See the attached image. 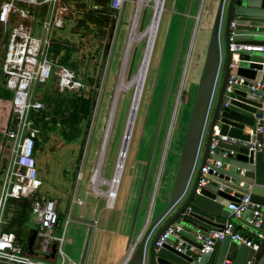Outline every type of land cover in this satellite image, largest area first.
Masks as SVG:
<instances>
[{
  "label": "rangeland",
  "instance_id": "1",
  "mask_svg": "<svg viewBox=\"0 0 264 264\" xmlns=\"http://www.w3.org/2000/svg\"><path fill=\"white\" fill-rule=\"evenodd\" d=\"M136 1H124L120 14L114 16L115 23L106 41L94 38L96 30L85 38L68 33L71 24L67 19L74 15L70 10L64 17L65 29H54L55 33L63 34L57 36L62 37V45L73 51L68 57L73 60L76 58L78 70L70 69L63 63L62 58H67L65 52L60 53L55 61L51 60L56 67L49 80L53 89L50 92L61 94L57 89V67H65L75 74L77 82L81 85V95L90 94L89 79L96 77L98 80L92 114L88 119L83 118L80 121L78 133L76 132L68 142L63 136H71L74 131L67 107L62 106L58 98L46 101L47 107L41 104L43 110L58 112L57 116L61 118V122L55 124L52 115H48L45 128L38 135L41 142L35 154L37 173L43 183L38 190V196H52L58 199L61 230L65 227L67 219L69 221L65 227L62 249L77 263H80L84 256L89 237L84 232V226H81L83 223L93 219L94 225L98 223L94 227L95 230L97 227L98 234L104 230L110 231L106 236L111 235L113 238L117 235L112 232L120 229H117V225H121L120 222L124 219L125 232H121V236L118 235L117 247L113 243L119 251L128 235L131 241L135 242L142 232L144 233V228L140 230L138 227L147 226L149 221L151 224L168 207L166 200L169 201L193 98L220 2L165 0L137 116L135 115L133 123L117 198L113 208L109 209L108 199L98 196L96 191L93 192L94 186L92 187L90 179L100 162V148L104 141L107 144L101 178L105 181L113 179L119 161L135 91L129 84L140 69L147 45V39L140 38V35L148 28L154 12L152 0L143 3L135 29L136 36L139 35L138 40L132 42L129 52L126 53ZM224 9L225 7L223 13ZM37 16L33 35L39 37L42 9H37ZM223 25L224 16L221 18L219 32L221 42ZM50 40L52 42V39ZM50 56L52 57V53ZM3 81L0 73V190L5 179V161L9 159L11 150V143L4 138L5 128L10 125L11 104L8 94L6 97L4 92L5 85H1ZM44 90L46 89L42 86H34L31 98L41 102ZM61 132L65 134L62 135ZM98 189L104 193L109 190L107 185ZM75 195L80 200H85L83 209L80 206L74 208V204L72 205ZM6 212L5 210L4 218L8 226L9 216ZM106 224L112 226L106 227ZM26 228L34 229L32 216L27 221ZM94 234L95 232L92 236ZM130 244L128 249L131 248ZM102 256L104 255H99V258ZM91 261L92 259H85L84 262L94 264Z\"/></svg>",
  "mask_w": 264,
  "mask_h": 264
},
{
  "label": "water",
  "instance_id": "2",
  "mask_svg": "<svg viewBox=\"0 0 264 264\" xmlns=\"http://www.w3.org/2000/svg\"><path fill=\"white\" fill-rule=\"evenodd\" d=\"M222 16L223 42L219 40ZM231 30L234 36L229 41ZM231 44L264 46V0H220L193 98L168 207L162 214V217H170L154 236L145 233L130 244L126 264H223L224 261L231 264H264V151L253 152L239 144L219 139V136H228L236 140H248L249 132L260 126L262 132L257 133L256 137L260 141L264 140V94L253 93L248 83L239 84L236 81L226 95L230 77L255 81L264 73L261 65L263 56L244 50L230 52ZM220 65L223 66L221 86L215 104L209 107ZM207 123L209 127L202 160L190 184ZM214 132L217 133V144L214 155H209ZM122 146L120 157L125 156ZM210 159L220 161L222 166L210 169L205 176L207 183L199 187L201 170ZM244 195L249 196L251 204L259 207L247 209L237 221L263 235V239L258 242L259 250L254 252L243 244L230 242V238L226 237L216 246L212 255H202L199 261L190 257L210 232L223 229L230 213L227 206ZM253 210H258L262 215L256 229L248 223L253 218ZM172 224L177 225L179 231L161 248H156L155 242ZM35 234L32 230L27 239L29 254ZM180 242V248L185 249L184 253L176 251Z\"/></svg>",
  "mask_w": 264,
  "mask_h": 264
},
{
  "label": "built area",
  "instance_id": "3",
  "mask_svg": "<svg viewBox=\"0 0 264 264\" xmlns=\"http://www.w3.org/2000/svg\"><path fill=\"white\" fill-rule=\"evenodd\" d=\"M124 1L110 0L109 8L115 15L120 14ZM37 9L43 10L39 37L33 35V26L38 17ZM68 10V6L62 4L61 0H0L1 71L6 88L13 94L10 125L5 129V138L11 143V150L5 170V179L0 190V264H78L71 260L62 249L65 242V227L63 230L59 229L58 199L52 196H38V190L43 183L37 173L35 146L36 141L40 139H38V131L32 127L29 119L31 111L43 108L40 103L31 98L33 87L47 83L53 76V69L56 66L49 57L50 39L54 29L60 30L64 27V17ZM233 26L232 23L231 28ZM233 36L231 30L229 41H232ZM241 50L260 53L263 56L261 65L264 68V46L230 45V52ZM220 67L221 65L218 68L214 86ZM56 74L59 92L68 91L78 94L81 91V85L69 69L57 67ZM236 81L239 84L248 83L253 93L262 92L264 94V80L246 81L243 78L230 77L226 95L231 91L232 83ZM212 98L213 90L209 107L212 105ZM224 105L226 106L227 102ZM260 132H262V127L259 126L256 130L249 132L248 140H236L228 136H219V139L231 144H239L253 152L264 151V140L260 141L256 137ZM216 136L217 133L214 132L209 146V155H214L217 144ZM221 166L220 161L210 159L201 170L198 186L202 187L207 183L205 176L210 169H218ZM19 199L31 202L30 216L34 224L33 231L36 233L31 254L27 251V240L21 243L14 232L5 230L7 221L4 218V212L8 203ZM73 204L84 208L85 200H80L75 195ZM253 207L258 209L259 206L251 204L248 195L242 196L237 202L230 203L227 206L230 212L229 217L223 229L210 232L202 240L200 248L195 250L190 257L199 261L202 255H212L216 246L226 237L230 238V242L243 244L257 252L258 242L263 239V235L241 224L243 229L248 230L247 232L242 231L237 229L233 223V220L237 221L247 209ZM252 215L253 218L248 223L256 229L259 227L262 215L258 210H253ZM67 223L68 221L65 226ZM178 231L179 228L175 224L167 227L155 242V247L161 248ZM180 246L181 242L176 247V251L184 253L185 249H181ZM223 264L231 263L224 261ZM248 264L252 263L248 262Z\"/></svg>",
  "mask_w": 264,
  "mask_h": 264
},
{
  "label": "trees",
  "instance_id": "4",
  "mask_svg": "<svg viewBox=\"0 0 264 264\" xmlns=\"http://www.w3.org/2000/svg\"><path fill=\"white\" fill-rule=\"evenodd\" d=\"M109 2L110 0H61V3L68 6L69 10L73 11L72 14H74L73 16L71 15L69 19H67L69 21V24H71L68 33L72 35H82V37L85 38V37H89L93 30H96L97 33H95L94 38L99 39L101 41L108 40L110 31L115 23V18H114L115 13L109 8ZM63 29H65V26L60 30ZM55 32L56 31H54L51 36L52 42L50 40L51 46L49 47V54L51 55L52 53V57L50 56L51 60L55 61V59L58 56H60V53L65 52V55L67 54L66 55L67 58L64 57L62 58L63 63L67 65V67H69L70 69L78 70L77 61L75 60L76 58L74 57L75 58L74 60L72 57L71 59L69 58L71 56L70 53H72L73 51L62 45V43L60 42L62 37H57L58 35L61 36L63 34L62 33L57 34ZM52 48L54 51L52 50ZM0 73L2 75L1 60H0ZM97 81L98 80L96 77H93L92 79L88 80L89 82L88 86L90 87L91 91L90 94L86 96L84 94L81 95L80 92L78 94L68 91L61 94L50 92L51 90H53L51 81H47V83L43 85H38L39 87L42 86L44 87V89H46L43 91L41 95V99H42L41 102L38 103L42 105L44 104L46 106L45 104L46 101L52 100L53 98L57 100L58 98L59 103L61 102V105L67 107V109L69 110L68 114L72 119L71 124L74 132L72 133L71 136L68 135L65 136L66 135L65 132H61L62 135L65 134L63 136L65 141L67 142L70 141V139L73 138V135L76 132L78 133L79 131L78 125L80 121L83 118L88 119L92 114L95 97H96ZM3 84L4 81L1 83V85ZM48 85L50 87H48ZM5 88L6 86L4 87V89ZM9 91L10 90L6 88L4 92L6 94V97L8 94V97L10 98V104H12L13 94L10 95L11 91L10 92ZM63 103L65 105H63ZM57 113L58 112H56L55 110L48 112L46 109L43 110V108L38 111H31L29 115V119L32 127L36 129L38 133L41 134L42 129L45 128L46 125L45 121H47L48 115H52L55 124L61 122V118L57 116ZM4 138H5V131H4ZM40 142L41 141L39 140L36 141L35 154H36L37 146H39ZM30 204H31L30 201L24 199L11 200L9 201L6 209L7 211L6 215L9 216V224L5 228V230L14 232L21 243L26 242L30 232V230L26 228V223L30 218Z\"/></svg>",
  "mask_w": 264,
  "mask_h": 264
},
{
  "label": "crops",
  "instance_id": "5",
  "mask_svg": "<svg viewBox=\"0 0 264 264\" xmlns=\"http://www.w3.org/2000/svg\"><path fill=\"white\" fill-rule=\"evenodd\" d=\"M165 1V0H164ZM165 3V2H164ZM247 47L248 46H252V45H246ZM222 76H223V66H221L220 67V70H219V73H218V75H217V80H216V83H215V86H214V89H213V98H212V105H214L215 104V102H216V99H217V97H218V93H219V89H220V86H221V81H222ZM257 80H264V73L263 74H261V75H259V77L257 78ZM208 127H209V125H208V123H207V125H206V127H205V129H204V133H203V138H202V142H201V146H200V148H199V151H198V153H197V157H196V163H195V169H194V173L192 174V177H191V180H190V184H192V182H193V180H194V177H195V174H196V172H197V169H198V166H199V164H200V162H201V160H202V156H203V145H204V142H205V140H206V138H207V134H208ZM104 144L102 143L101 144V148H100V154H101V152H102V146H103ZM128 146H129V144H128ZM128 146H127V150H128ZM106 148V147H105ZM106 153V149H105V151H104V154ZM36 154H37V151H36ZM103 156H105V155H103ZM126 158H127V151H126V155H125V158H124V162H123V167H122V170H121V174H120V178H119V183H118V187H117V191H118V188H119V184H120V181H121V176H122V174H123V170H124V164H125V160H126ZM8 160L9 159H6V167H7V163H8ZM99 162V161H98ZM102 167H103V160H102V163H101V168H100V175L102 176ZM97 169V168H96ZM6 170V169H5ZM95 172V171H94ZM94 174V173H93ZM115 175V174H114ZM93 176V175H92ZM114 178V177H113ZM91 180V179H90ZM91 184H92V182H91ZM92 187H93V184H92ZM94 189V188H93ZM109 191V190H108ZM107 191V192H108ZM117 191H116V198H117ZM93 192L94 193H96L95 192V190H93ZM98 196H100V195H98ZM100 197H105V196H100ZM116 198H115V201H116ZM86 199V198H85ZM115 201H114V203L112 204V206H110L109 207V205L107 204V207L109 208V209H112L113 208V206H114V204H115ZM167 202H168V199L166 200V204H167ZM85 206V205H84ZM74 208H75V206H74ZM167 208V207H166ZM83 209V208H82ZM164 212V211H163ZM163 212L161 213V214H159L155 219H154V221L150 224V221H149V223H148V225L147 226H139L138 227V229H143V231H144V233L142 232V234H141V236L139 237V238H137L136 240H138V239H140L142 236H143V234H145V233H150V236L152 237V236H154L160 229H161V227H163V225L167 222V220L169 219V217H170V215H166L165 217H162V214H163ZM80 217H82V214L80 215ZM160 217H162V218H160ZM59 218H60V227H59V229H61V216H60V214H59ZM161 220H160V219ZM157 219H159V221L157 220ZM124 220V219H123ZM123 220H121V222H120V224L121 225H117V229H118V227H120V229L119 230H116V231H113L112 233H113V235H117V237H113V238H111V235H108V236H106V233H109V232H106L105 230L104 231H101V233L100 234H98L97 233V231L96 230H98L97 229V227H96V230L94 229V227H95V225L97 226L98 225V223L97 224H95L94 225V220L92 219V220H90V221H88L87 223H83L84 225H81V226H84V232L85 233H87V235H89V237H87V241H86V248H85V253H84V256L82 257V259H81V261H80V263H78V264H85V259L86 260H91L92 259V261L91 262H93L94 264H126V261H127V259H128V255H129V253H130V248L128 249V244H130V243H132L133 241H131V238H130V235H128V239H126V241L125 242H123V245L124 246H122L121 247V249L119 250V251H117L115 248L117 247L116 245H117V243H118V241H119V237H118V235L119 236H121V234L123 233V232H125V226H126V221H124L123 222ZM67 221H68V219H67ZM69 222V221H68ZM123 222V223H122ZM233 223H234V225H235V227L237 228V229H240V230H242V231H245V232H247L248 230L247 229H243L242 227H241V224L238 222V221H236V220H233ZM66 224V223H65ZM68 224V223H67ZM107 225V224H106ZM106 225H104V227L106 226ZM110 226H112V225H107L106 227H110ZM7 227V226H6ZM66 227V226H65ZM82 229V230H83ZM135 229V228H134ZM63 230V229H62ZM64 230H65V228H64ZM81 230V231H82ZM95 232V234H94V236H92L93 235V233ZM102 232H104V233H102ZM122 232V233H121ZM111 233V232H110ZM28 239V238H27ZM135 240V241H136ZM113 243H115V246H114V244ZM109 244H110V246H109ZM89 248H90V250H89ZM124 248H126L125 249V251H123V249ZM110 254H112V255H110ZM93 255V256H92ZM99 255H104V256H102V258H99ZM118 259V260H117ZM114 261H117V263H115ZM77 263V262H76ZM146 263V262H145Z\"/></svg>",
  "mask_w": 264,
  "mask_h": 264
},
{
  "label": "bare ground",
  "instance_id": "6",
  "mask_svg": "<svg viewBox=\"0 0 264 264\" xmlns=\"http://www.w3.org/2000/svg\"><path fill=\"white\" fill-rule=\"evenodd\" d=\"M148 1L149 0H137L136 1V7H135L133 18H132V20H133L132 21V31L129 35V41L127 44V52L126 53L129 52V48L131 47L132 42L135 40H138L139 35L136 36V33H135L138 17H139L140 10L142 8L143 3H146ZM152 1L154 2L153 18H152L151 23L149 24L148 28L140 35V38L145 37L147 39V45H146V49H145L144 58H143L142 64L140 66V69H139L136 77L129 84V86H133L135 88V91H134L135 93H134V98H133L132 107H131V111L129 114L128 122L126 125V132L127 133H125L126 134L125 139L123 137L124 142L122 141V143H124V144H123V146L121 145L123 147V151H125V155H126V151H127V146L131 140V133H132V129H133V123H134L135 115H136L137 108L139 105L144 80H145V77L147 76L148 66H149V62H150V58H151L156 34L158 31L160 18H161L163 9H164V2H165L164 0H152ZM126 58H127V55H126ZM111 117H110V120H112ZM110 124H111V121L108 125V129H107L108 131L110 128ZM107 134L108 133H106V136H107ZM103 144L104 145L102 146V152L100 154V159H99L100 162L98 163L95 174L91 178V182H92V184L94 186V190L97 192V194L100 196H105L108 199V205L110 207V206H112V204L114 203L115 198H116L115 195H116V191H117L119 178H120V174H121V170L123 167V162H124L125 156L124 157L119 156V161L116 164L114 178L111 179L110 181H105L104 179L101 178V175H100L101 161L103 160V157H104L103 155H104V151L106 149L105 147L107 144L106 141H104ZM113 181H115V182H113ZM103 185L108 186V188H109L108 192L104 193L100 189H98V187L103 186ZM110 193H112V195H110Z\"/></svg>",
  "mask_w": 264,
  "mask_h": 264
},
{
  "label": "flooded vegetation",
  "instance_id": "7",
  "mask_svg": "<svg viewBox=\"0 0 264 264\" xmlns=\"http://www.w3.org/2000/svg\"><path fill=\"white\" fill-rule=\"evenodd\" d=\"M133 98H134V96H133ZM133 102V101H132ZM132 107V106H131ZM130 111H131V109H130ZM136 116H137V114H136ZM136 119V118H135ZM128 122V121H127ZM127 125V124H126ZM133 130V129H132Z\"/></svg>",
  "mask_w": 264,
  "mask_h": 264
}]
</instances>
